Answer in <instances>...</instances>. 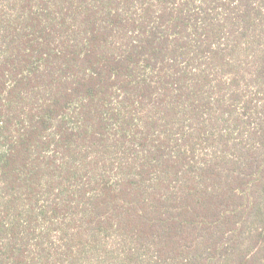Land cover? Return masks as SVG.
Here are the masks:
<instances>
[{
    "label": "trees",
    "instance_id": "16d2710c",
    "mask_svg": "<svg viewBox=\"0 0 264 264\" xmlns=\"http://www.w3.org/2000/svg\"><path fill=\"white\" fill-rule=\"evenodd\" d=\"M0 264H264V0H0Z\"/></svg>",
    "mask_w": 264,
    "mask_h": 264
}]
</instances>
